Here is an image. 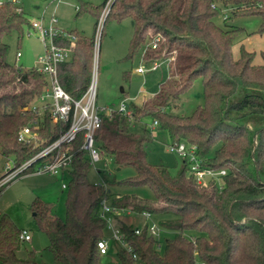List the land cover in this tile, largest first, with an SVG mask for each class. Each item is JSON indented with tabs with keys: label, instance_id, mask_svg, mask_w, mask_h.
Masks as SVG:
<instances>
[{
	"label": "trees",
	"instance_id": "16d2710c",
	"mask_svg": "<svg viewBox=\"0 0 264 264\" xmlns=\"http://www.w3.org/2000/svg\"><path fill=\"white\" fill-rule=\"evenodd\" d=\"M107 1L97 5L81 2L77 10V15L86 11L94 15L93 36L69 30L77 35L75 51L71 59L59 63L58 70L62 86L74 97H80L91 81L95 37ZM213 2L230 8L228 19L259 16L258 32L264 33V0H114L101 34L110 18H133L132 54L149 37L163 36L158 48L146 47L144 57L168 59L170 75L143 104L128 103L133 120H156V129L166 132L169 144L183 141L195 145L203 166L226 170L223 187L213 180L199 184L187 161L177 173L163 163H151L147 146L156 137L154 130L146 126L138 134L130 129L133 120L126 115L103 113L96 135L98 147L116 166L137 170L136 175L118 183L147 186L154 198L115 194L105 184L90 181L92 165L88 153L81 149L80 134L73 144L66 217L54 215L52 205L42 199L31 204L39 227L49 237L47 248L56 264L102 263L104 254L98 242L108 236L101 216L104 200L133 212L170 215L159 221L173 232L162 251L161 240L149 232L147 224L138 234L135 224L117 219L125 241L132 246L128 250L118 243L121 264H264V63L256 64V51L244 44L240 56L235 57L234 45L245 28L229 26L223 18L225 26L218 24L221 12L212 7ZM32 23L19 4L0 3V152L14 156L17 165L32 158L67 127L53 123L46 114L38 146L18 139L20 129L40 117L31 105L44 91L47 76L36 68L10 63L5 37L16 32L21 41ZM199 77L204 83V103L190 115L171 112ZM99 174L107 182H116L105 171ZM23 229L8 213L0 215L1 263L47 264L38 261L33 251L27 259L18 257Z\"/></svg>",
	"mask_w": 264,
	"mask_h": 264
},
{
	"label": "rangeland",
	"instance_id": "374dc122",
	"mask_svg": "<svg viewBox=\"0 0 264 264\" xmlns=\"http://www.w3.org/2000/svg\"><path fill=\"white\" fill-rule=\"evenodd\" d=\"M3 1L5 0H0V2ZM85 1L97 5L104 0H20L19 5L32 22L42 21L45 25H49L54 21V25L60 29H77L85 35L93 36L94 15L87 11L77 15L81 2ZM216 22L225 26L222 16L217 17ZM226 24L245 28L244 33L234 45L235 57L240 56V48L244 44L248 50L256 51L254 59L256 64L264 63L262 56L264 33L258 32L261 18L259 16H232L226 21ZM153 33L154 30L150 29V35ZM134 34L135 23L131 17L123 20L110 18L106 22L103 35L101 27L97 29L96 37L99 46L97 103L100 107L116 110L122 103L143 104L145 100L159 91L160 84L170 75L168 59L157 60L159 64L156 69H152V60L145 59L146 47L152 41L150 37L134 54L131 53L130 43ZM5 41L10 45L8 54L10 63L25 69L41 68L39 57L45 53V45L38 30L26 28L21 41L18 39L17 33L13 32L11 36L5 37ZM18 51L22 53L20 58H17ZM139 67H143L145 72H138ZM204 100V83L202 77H199L192 87L181 96V99L171 107V112L190 115L204 103ZM146 126L154 130L156 134L155 139L147 146L149 161L153 164L163 163L173 173H177L183 164V159L169 150V139L166 132L156 129L151 118L133 120L130 129L141 134ZM107 157L108 155L103 154V159L91 166L90 181L105 184L115 194L133 193L148 199L154 198L153 191L147 186L130 187L119 184L118 181L136 175L137 170L133 166L118 167L113 160L106 164ZM7 162L13 165L15 157H8L0 152V176L5 172ZM99 169L104 170L107 177L115 178L116 182H107L99 174ZM69 180L68 174L61 176L49 172H28L11 181L0 191V215L8 213L19 227L28 230L32 236L31 240H24L18 250L17 255L20 259L29 258L33 251L38 261L56 264L53 252L47 248L50 243L49 237L39 227L31 204L36 198L42 199L52 205L54 215L65 218L68 189L63 188L62 185L63 183L69 184ZM169 216L153 214L152 220H150V223L154 221L160 227L156 237L161 240V251L166 239L172 237L173 232L163 228L159 221ZM121 219L139 226H144L146 222L145 217L137 212L123 213ZM106 233L111 236L109 229L106 230ZM118 248L119 244L112 240L109 252L103 255L101 264H121L117 257ZM0 264H2L1 260Z\"/></svg>",
	"mask_w": 264,
	"mask_h": 264
},
{
	"label": "built area",
	"instance_id": "2783aa9c",
	"mask_svg": "<svg viewBox=\"0 0 264 264\" xmlns=\"http://www.w3.org/2000/svg\"><path fill=\"white\" fill-rule=\"evenodd\" d=\"M8 1L19 4L20 0ZM113 1L108 0L103 9L98 26L99 28L101 27V31L103 28L102 24H104L110 12ZM212 7L220 10L223 19H228L230 8L222 7L217 2H213ZM32 24V28L39 31V35L45 45V53L39 57L41 68L36 69L45 73L47 76V84L41 95L31 105L32 109L39 113L40 117L36 118L29 125L23 126L18 133V139L23 143L38 146L42 138L40 130L46 126V120L44 118L46 114H48L49 119L53 123L67 127L55 140L44 145L37 154L26 162L19 165L15 162L13 165H10L7 162L5 172L0 176V191L11 181L28 172H49L61 176L69 175L74 156L73 144L78 140L80 134H82L83 139L81 149L88 153L91 165H95V163L103 159L104 154L98 147L96 141L97 132L102 124V114L106 113L107 115H111L113 112L118 111L126 115L129 120L132 121L134 119L133 111L128 103H122L120 108L116 110L109 107H100L97 103L99 47L97 37H95L91 81L80 97H74L62 86L59 78L58 65L72 58L75 51L77 35L71 33L69 30L58 28L54 25V21L49 25H45L42 21H35ZM162 39L163 36L157 34L148 45H151L152 48H157ZM21 56L22 53L18 51L17 58ZM158 64L157 60H153L152 69H156ZM138 72L144 73L145 69L139 67ZM157 123L155 120L153 126H156ZM168 146L171 152L178 154L182 157L183 161L188 162L190 172L196 177L199 184H205L213 180L218 187H223L225 183L223 176L226 174V170H215L203 166V159L196 153L195 145H189L182 141L170 143ZM112 160L113 158L108 156L105 162L108 164ZM62 186L65 189L67 188L66 183H63ZM126 212L131 213L133 211L113 205L107 200L102 202L101 216L107 223V229L111 231V236H107L98 242L102 254L109 252V245L112 240L125 246L128 250H132V246L125 241L124 233L116 224V220L121 219L123 213ZM139 213L145 217L146 222L144 225L147 224L149 232L156 236L160 227L154 221L150 223L153 214L147 210ZM143 227L136 225L135 232L140 234ZM20 238L23 241H28L31 240L32 236L28 230L23 229ZM134 256L136 257L137 255L134 254Z\"/></svg>",
	"mask_w": 264,
	"mask_h": 264
},
{
	"label": "crops",
	"instance_id": "0c3cea01",
	"mask_svg": "<svg viewBox=\"0 0 264 264\" xmlns=\"http://www.w3.org/2000/svg\"><path fill=\"white\" fill-rule=\"evenodd\" d=\"M32 239V238H31Z\"/></svg>",
	"mask_w": 264,
	"mask_h": 264
}]
</instances>
